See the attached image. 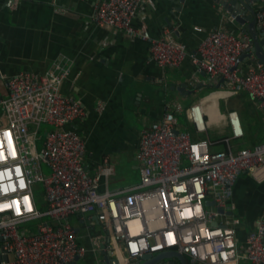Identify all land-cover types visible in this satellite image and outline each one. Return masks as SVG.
Segmentation results:
<instances>
[{
	"label": "built area",
	"instance_id": "2783aa9c",
	"mask_svg": "<svg viewBox=\"0 0 264 264\" xmlns=\"http://www.w3.org/2000/svg\"><path fill=\"white\" fill-rule=\"evenodd\" d=\"M141 1L96 0L90 18L94 25L145 40L149 58L161 67L176 66L188 55L212 83L221 77L225 93L243 89L264 110L263 64L256 61L236 71L237 57L250 46L248 33L236 36L215 27L189 53L167 28L153 36L144 25H132L131 19L143 14ZM254 2L255 25L264 40V0ZM68 73L66 61L56 57L42 71L21 70L5 77L6 93L0 96V264H67L82 255L87 248L77 241L71 216L99 223L101 232L89 237L90 248L102 244L118 264L165 249L193 263L241 264L243 258L245 264H264V216L241 244L235 238L239 218L230 211L235 178L247 172L264 180V139L247 146L232 143L242 135L235 109L225 113L229 134L219 139L223 146L212 149V140L193 138L189 130L177 127L173 114L182 109L192 127L203 131L202 104L181 108L174 103L172 110L139 130L134 151L138 180L110 189L107 177L114 166L106 157L91 172L83 164L84 139L70 123L84 109L61 91ZM40 124L48 127L36 148ZM37 183L43 209L36 207ZM35 219V225H24Z\"/></svg>",
	"mask_w": 264,
	"mask_h": 264
},
{
	"label": "crops",
	"instance_id": "0c3cea01",
	"mask_svg": "<svg viewBox=\"0 0 264 264\" xmlns=\"http://www.w3.org/2000/svg\"><path fill=\"white\" fill-rule=\"evenodd\" d=\"M95 1L0 0V96L6 93L7 75L21 70L39 72L51 59L62 57L69 73L61 83V91L74 96L84 109L82 117L70 126L84 139L86 169H93L106 157L115 170L118 154L134 160L140 128L166 109L172 110L174 103L181 108L193 102L202 104L206 117L203 131L192 127L182 109L173 110L176 126L189 130L193 138L212 140L228 135L225 113L230 109L236 110L242 127V135L232 139L234 145L251 144L249 136L258 132L256 127L250 128L244 122L247 112L253 115L264 137V110L255 97L243 89L225 93L226 83H212L207 73L193 66L188 55L176 66H159L149 58L145 40L94 25L90 15ZM252 5L255 7L256 3ZM139 8L143 14L131 19L133 26L144 25L153 36L161 35L167 28L173 37L186 44L189 53L215 27L236 36L246 33L243 29L246 20L242 24L235 21L215 0H143ZM255 63V55L250 52L247 57L237 59L236 71L243 72ZM213 98L214 117L210 116L208 107V101ZM209 127L215 136L207 135ZM212 145L223 146L221 140ZM129 163L137 168L136 161ZM230 203V211L239 218L235 226L239 245L247 230L264 216V180L240 172L232 185ZM75 221L77 241L87 249L74 264H106L100 250L90 248L89 237L101 232L99 223L95 219L86 223L77 216ZM170 259L180 264L177 258ZM185 259L188 264H198ZM239 263L245 264L244 259H239Z\"/></svg>",
	"mask_w": 264,
	"mask_h": 264
},
{
	"label": "water",
	"instance_id": "95a60500",
	"mask_svg": "<svg viewBox=\"0 0 264 264\" xmlns=\"http://www.w3.org/2000/svg\"><path fill=\"white\" fill-rule=\"evenodd\" d=\"M220 2L229 14H231L235 21L239 23H246L243 25V29L249 35L250 46L240 53L237 59H241L244 56H248L250 52H253L257 62H261L264 67V40L261 37L258 27L255 25L254 8L252 2L255 0H215ZM221 81V77L218 79ZM230 212V211H229ZM100 253L104 257L105 263L118 264L115 257H108L106 251L102 249V244L99 245ZM177 258L180 264H188L184 256L173 250L165 249L156 252H145L138 258L129 261L128 264H176V262L170 258ZM5 258V255H3ZM74 259L67 262V264H74Z\"/></svg>",
	"mask_w": 264,
	"mask_h": 264
},
{
	"label": "rangeland",
	"instance_id": "374dc122",
	"mask_svg": "<svg viewBox=\"0 0 264 264\" xmlns=\"http://www.w3.org/2000/svg\"><path fill=\"white\" fill-rule=\"evenodd\" d=\"M207 96L205 97L206 99H207ZM209 99H210V97H209ZM208 103H209L208 107L210 108V110H209L210 116L214 117L216 114L214 98H213V101L209 100ZM182 117L180 116L179 118H182ZM244 122H246V124L250 128L254 127V117L250 112L245 113ZM40 127L42 128L43 125L41 124ZM42 134H43V132L39 131V137H37L35 140L36 148H39L41 145ZM207 135H210V136L214 135V130L212 127H209L207 129ZM232 143L235 144V141H232ZM245 144H247V143H245ZM212 148L218 149L219 146L214 145V146H212ZM134 151H135V148H134ZM132 161L135 162V159L132 160L131 158H128L126 156V154H118L117 155V157L115 158L116 164H114L115 170L113 171V173L111 175L108 176V179H107L108 187L112 188V187L124 185L126 183H130V182L133 183V182L138 180L137 168L132 167L131 164L129 163ZM41 166H42V171L46 172L47 167L45 166V164L41 163ZM88 172H91V170H88ZM34 188H35V195H36V200H37L36 207L39 209H43L44 204H42V200H43L42 187H41V185H39V183H37L36 185H34ZM45 218H47V217H45ZM37 221H38V219L30 220V221L25 222L24 225L33 226L36 224ZM69 221L76 225L75 216L74 217L71 216L69 218ZM198 264H202V263H198Z\"/></svg>",
	"mask_w": 264,
	"mask_h": 264
},
{
	"label": "trees",
	"instance_id": "16d2710c",
	"mask_svg": "<svg viewBox=\"0 0 264 264\" xmlns=\"http://www.w3.org/2000/svg\"><path fill=\"white\" fill-rule=\"evenodd\" d=\"M41 125V124H40ZM40 125H39V127H38V131H41V132H43V130H44V128H45V124H42L43 125V127L41 128L40 127ZM256 127V129H257V133L255 134V136H253V137H250L249 136V141L251 142V144H253V143H255L256 141H260V140H263L264 139V137L260 134V132H259V125H258V123H254V128ZM189 128L191 129V126L189 125ZM262 136H260L259 134ZM221 138V136H219V137H216L215 139L216 140H219ZM215 139H212V141H211V143H210V147L212 148V144H214L216 141H215ZM251 144H249V145H251ZM213 149V148H212ZM34 192H35V188H34ZM35 199H36V197H35ZM44 201L42 200V204H44L43 203ZM36 203H37V200H36Z\"/></svg>",
	"mask_w": 264,
	"mask_h": 264
}]
</instances>
